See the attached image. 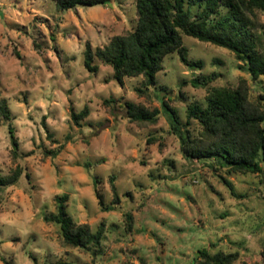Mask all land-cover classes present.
<instances>
[{"label": "rangeland", "instance_id": "obj_1", "mask_svg": "<svg viewBox=\"0 0 264 264\" xmlns=\"http://www.w3.org/2000/svg\"><path fill=\"white\" fill-rule=\"evenodd\" d=\"M230 16L222 8L213 22ZM136 25L135 0L67 11L56 0H0V176L23 170L16 185L0 188V264H201L203 250L264 264V162L262 172L242 174L188 158L164 107L196 139L202 126L189 120L192 106L206 108L212 89L243 83L264 111V77L253 80L234 53L187 36L188 59L202 68L171 54L155 86L143 76L120 85L96 56L98 72L85 68L88 45L95 53ZM213 74L208 87L191 84ZM127 104L157 110V121L129 118ZM86 108L76 125L72 115ZM64 196L75 224L104 230L100 254L65 245L60 226L45 221Z\"/></svg>", "mask_w": 264, "mask_h": 264}, {"label": "trees", "instance_id": "obj_2", "mask_svg": "<svg viewBox=\"0 0 264 264\" xmlns=\"http://www.w3.org/2000/svg\"><path fill=\"white\" fill-rule=\"evenodd\" d=\"M58 9L67 11L78 6L95 7L107 5L109 0H56ZM137 25L124 35L115 36L104 48L95 53L88 45L85 52V68L97 73L93 64L96 56L113 68L114 78L123 85L125 78L143 76L148 87L157 84V76L163 70L164 59L174 53L192 69H201L202 64L188 59V50L183 45V36L197 39L226 49L248 66L253 80L264 77V25L260 24L259 13L264 12V0H135ZM186 6L187 9H186ZM198 7L195 16L191 9ZM222 8L232 11V16L220 22H213ZM218 75L202 76L191 82L193 87H208ZM245 84L235 89L214 88L207 97V107L192 106L189 120L195 119L202 126L201 136L191 138L183 134L177 112L165 104L173 119L172 128L179 135L182 149L190 159L216 160L220 166L236 173H260L264 162V111L250 102ZM128 117L135 121L156 122L159 112H150L143 106L127 104ZM9 120L10 114L2 108ZM88 109L72 115L76 125L88 117ZM13 145L17 148L14 129L9 128ZM60 150L49 152L54 158ZM18 156L17 149L13 152ZM23 175L21 167L8 177L0 176V188L16 185ZM113 181V180H112ZM114 188V185H113ZM116 193V189H115ZM104 211V200L98 194ZM68 197H59L58 213L46 217L45 221L60 226L65 245L94 254L102 251L103 229L93 233L88 225L75 224L67 212ZM119 203L116 194V202ZM113 209V208H110ZM129 219L131 217L129 216ZM201 264H234L232 254L218 253L211 256L208 250L201 251ZM8 264V263H5Z\"/></svg>", "mask_w": 264, "mask_h": 264}]
</instances>
